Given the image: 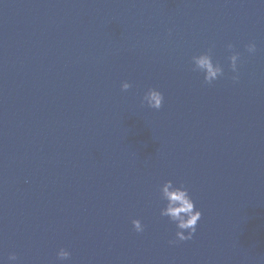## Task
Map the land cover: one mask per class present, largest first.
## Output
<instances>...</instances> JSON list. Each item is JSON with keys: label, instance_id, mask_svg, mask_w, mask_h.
Masks as SVG:
<instances>
[{"label": "water", "instance_id": "water-1", "mask_svg": "<svg viewBox=\"0 0 264 264\" xmlns=\"http://www.w3.org/2000/svg\"><path fill=\"white\" fill-rule=\"evenodd\" d=\"M212 45L224 75L209 85L191 58ZM149 88L159 110L141 105ZM167 180L202 212L174 244L160 216ZM10 253L15 264H264V0H0L4 264Z\"/></svg>", "mask_w": 264, "mask_h": 264}, {"label": "clouds", "instance_id": "clouds-1", "mask_svg": "<svg viewBox=\"0 0 264 264\" xmlns=\"http://www.w3.org/2000/svg\"><path fill=\"white\" fill-rule=\"evenodd\" d=\"M213 48L214 45L210 46L206 52L194 55L191 58L193 64L192 70L202 72L204 82L209 85L224 75V69L220 63L213 62ZM226 48L231 53L228 56L230 69L232 73H234L231 79L236 82L239 80L238 61L240 59V54L233 50L234 45L232 43H228ZM246 49L249 54H254L257 51V46L255 43H249L246 45ZM131 86L129 82L124 81L121 83V90L127 91ZM163 99V94L160 91L149 88L141 98V105L159 110L162 107ZM158 190L160 199L166 202L165 206L160 209V216L168 217L169 220L175 224L177 229L175 232V239L170 240L169 243L174 244L176 241H187L192 239L197 230L198 221L202 217V212L196 208L188 188L182 183L176 185L172 180H167L159 186ZM132 225L136 232L140 233L144 231V226L139 219L132 220ZM56 255L59 260L63 261L67 260L71 254L66 249L61 248ZM17 259L15 253H10L7 257L9 264H15ZM0 264H4L2 258H0Z\"/></svg>", "mask_w": 264, "mask_h": 264}]
</instances>
